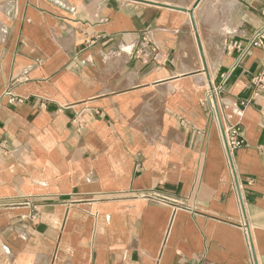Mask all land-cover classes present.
<instances>
[{
  "label": "crops",
  "instance_id": "1",
  "mask_svg": "<svg viewBox=\"0 0 264 264\" xmlns=\"http://www.w3.org/2000/svg\"><path fill=\"white\" fill-rule=\"evenodd\" d=\"M181 1L0 0V264H264V0Z\"/></svg>",
  "mask_w": 264,
  "mask_h": 264
},
{
  "label": "built area",
  "instance_id": "2",
  "mask_svg": "<svg viewBox=\"0 0 264 264\" xmlns=\"http://www.w3.org/2000/svg\"><path fill=\"white\" fill-rule=\"evenodd\" d=\"M250 43L253 47L259 48L262 51V70L261 72L255 76L252 80V84L257 90H261L264 92V19L262 20L261 26L259 29L255 31L250 39ZM150 48V46H149ZM147 47V49H149ZM235 49H241L242 46L240 44H234ZM221 87H211L207 92V100L209 101L210 105L214 108L217 107V96L219 92H221ZM248 104L247 101H241L239 104L235 105L234 114L238 118H242L244 116V107ZM73 124L81 130L85 124L82 115L77 114L76 117L73 119ZM223 134L225 140V146L229 156H231L236 151L242 149L245 144L246 140L244 134L242 132L241 124H226L223 125ZM142 199L148 201L153 204L159 205H172L176 208L181 207L182 204L178 201H174L164 195H159L156 193H150L141 196Z\"/></svg>",
  "mask_w": 264,
  "mask_h": 264
},
{
  "label": "rangeland",
  "instance_id": "3",
  "mask_svg": "<svg viewBox=\"0 0 264 264\" xmlns=\"http://www.w3.org/2000/svg\"><path fill=\"white\" fill-rule=\"evenodd\" d=\"M197 0H182L181 3L189 8H193ZM240 1V0H239ZM235 0H202L195 9V20L197 31L205 41L212 34H216L219 28L214 27V22L218 19L226 20L227 15L232 10ZM217 19V20H216Z\"/></svg>",
  "mask_w": 264,
  "mask_h": 264
},
{
  "label": "water",
  "instance_id": "4",
  "mask_svg": "<svg viewBox=\"0 0 264 264\" xmlns=\"http://www.w3.org/2000/svg\"><path fill=\"white\" fill-rule=\"evenodd\" d=\"M200 2H201V0H198V1L195 3V5H194V9L198 7V5L200 4ZM189 14H190V16H191V19H192L193 25H194V27L196 28V23H195V19H194V13H193V11H189ZM199 46H200V49L202 50L201 44H199Z\"/></svg>",
  "mask_w": 264,
  "mask_h": 264
}]
</instances>
